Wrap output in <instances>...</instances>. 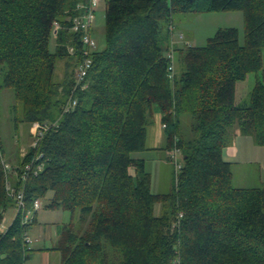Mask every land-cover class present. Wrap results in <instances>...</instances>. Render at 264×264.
Masks as SVG:
<instances>
[{
    "label": "trees",
    "instance_id": "trees-1",
    "mask_svg": "<svg viewBox=\"0 0 264 264\" xmlns=\"http://www.w3.org/2000/svg\"><path fill=\"white\" fill-rule=\"evenodd\" d=\"M82 3L0 0V91L12 88L23 120L45 127L13 174L0 141V264L32 258L26 236L36 212L30 222L23 214L37 199L43 206L49 192L45 206L71 214L45 248L61 254L59 264H264V187L233 185L223 157L235 126L264 145V0H107L105 48L92 53L78 85L84 31L71 26L85 13ZM232 9L244 12V42L235 27L204 46L173 41L176 13ZM58 59H69L62 77ZM252 73L249 99L237 102V84ZM184 114L192 117L189 130ZM158 115L166 145L156 149L176 165L164 193L151 190L146 160L134 156L151 149L148 128ZM178 152L183 163L174 160ZM8 185L24 189L25 207L1 232L16 204ZM77 215L90 217L83 230Z\"/></svg>",
    "mask_w": 264,
    "mask_h": 264
},
{
    "label": "rangeland",
    "instance_id": "rangeland-1",
    "mask_svg": "<svg viewBox=\"0 0 264 264\" xmlns=\"http://www.w3.org/2000/svg\"><path fill=\"white\" fill-rule=\"evenodd\" d=\"M106 2L107 0H100L91 28L93 38L97 43V49H104L106 45ZM174 19L177 31L173 41L177 44L184 43L181 40H184L185 37L187 42L194 46H204L209 38L213 37L219 29L230 27L238 29L240 40L244 42L245 16L241 9L189 14L176 13ZM179 34L182 36L181 40ZM50 48L52 51L56 48L55 36L51 39ZM67 61L69 62V59L57 60V77H62L65 74V62ZM176 67L177 69L179 68L178 61ZM255 81V73H252L248 75L245 81L237 84V102L249 99V94ZM16 104L17 101L12 88H5L0 91V141L4 151V161L8 164L6 168L8 167L9 174H13L14 169L18 167L24 154L27 153L30 146L38 137V129L35 127V124L23 120L20 108H13ZM156 119L148 128L147 147L151 149L136 152L134 156L142 157L146 160V169L151 175V190L155 193H164L172 188L176 165L173 162V158L171 159L165 151L156 149V147L166 145L164 129L163 127L160 130L158 129L160 127L158 116H156ZM182 121L184 129L189 130L192 122L191 115L184 114ZM236 128L238 126H235L232 130L233 138ZM242 145L245 161L234 165L233 185L238 187H264V145L260 146L257 143L254 133H243ZM174 160L183 163L182 152H178ZM52 194V192H49L45 199H42L43 206L36 211V222L27 233L33 239V242L29 245L35 250L32 258L26 261L25 264H59L61 262V254L58 251L46 250L45 248H50L56 243L59 238V234L57 233L58 226L67 224L71 220V214L61 207L53 209L45 206L49 203ZM16 213L17 205L14 202L7 207L1 225V232H5L8 229ZM89 219V215H84L83 217L77 215L75 218L76 228L83 230L87 226ZM44 251L48 253H44Z\"/></svg>",
    "mask_w": 264,
    "mask_h": 264
},
{
    "label": "built area",
    "instance_id": "built-area-1",
    "mask_svg": "<svg viewBox=\"0 0 264 264\" xmlns=\"http://www.w3.org/2000/svg\"><path fill=\"white\" fill-rule=\"evenodd\" d=\"M99 3H100V0H87L85 1V3L80 4L79 7L84 8L85 13L81 16L75 17L73 19V23L71 26V30L74 32L84 31L82 35V42L84 44L85 57H84V60L81 62V64L78 66V69L76 71V83L78 85L81 83L84 84L85 78L89 72V69L91 68L93 64L92 53L97 49V43L95 39L93 38V35L90 30L92 28V24L95 19V12H96V9ZM54 26H55L54 32H56L59 29L60 24L56 21L54 23ZM181 34H180V38L182 37ZM170 57L171 58L174 57L173 53H170ZM75 104H76V101H73L72 104L70 103L69 106H67V109H69V107L74 106ZM34 124H35V127L38 129V137L31 145L32 147H36L38 145L39 139L43 136L44 130H45V127L42 124L38 122ZM32 164L27 163L25 165V170L21 177L23 181H26L29 171L32 170ZM177 166L179 167V164H177ZM38 170L39 171L42 170L41 164L38 166ZM8 188L11 190L10 193L12 197H14V199L16 200L17 211H20L21 209L25 207L24 189L16 190L11 185L10 186L8 185ZM41 205H42L41 201L37 199L34 202L33 210H29L23 214V221L24 222L32 221V219L34 218L35 212L41 207ZM26 242L30 244L33 242V239L30 238L29 236H26Z\"/></svg>",
    "mask_w": 264,
    "mask_h": 264
},
{
    "label": "crops",
    "instance_id": "crops-1",
    "mask_svg": "<svg viewBox=\"0 0 264 264\" xmlns=\"http://www.w3.org/2000/svg\"><path fill=\"white\" fill-rule=\"evenodd\" d=\"M83 1H86V0H79V3L83 2ZM158 121L160 123V127L158 129L160 130L163 127L161 124L160 115H158ZM260 146H262V145H260ZM223 157L226 161L232 163V168L234 167L235 164H239V163H242V161H245V156H244V152H243V145H242V134L240 133V130L238 128L235 129V136L232 139V142L224 148ZM12 221H11V223H12ZM44 253H48V252L44 251Z\"/></svg>",
    "mask_w": 264,
    "mask_h": 264
}]
</instances>
